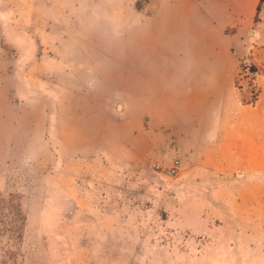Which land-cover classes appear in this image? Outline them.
Wrapping results in <instances>:
<instances>
[{"label":"rangeland","instance_id":"rangeland-1","mask_svg":"<svg viewBox=\"0 0 264 264\" xmlns=\"http://www.w3.org/2000/svg\"><path fill=\"white\" fill-rule=\"evenodd\" d=\"M171 1L0 0V264H264V156L213 167L187 83L200 63L179 60L229 59L219 86L254 154L264 5L190 0L174 26Z\"/></svg>","mask_w":264,"mask_h":264},{"label":"crops","instance_id":"crops-1","mask_svg":"<svg viewBox=\"0 0 264 264\" xmlns=\"http://www.w3.org/2000/svg\"><path fill=\"white\" fill-rule=\"evenodd\" d=\"M187 1V5L184 4L183 6L182 0L166 2L162 5L165 20L169 21V23H174V26L180 23L179 19H183L182 22L184 20L188 21L189 17L187 14L191 6L188 5L190 0ZM200 2L203 3L204 1L201 0ZM242 6L243 0H234V9L236 11H240ZM201 8L204 11L203 7ZM212 41L211 37H199L198 41L191 40V43L204 46L205 50L209 51L211 50ZM179 60L200 63L199 67L196 65L195 69L190 70L187 83L193 88L192 92L197 95L196 107L202 106L208 114L210 112L211 124L217 130V137L213 142L210 140L211 137L208 136L198 139L200 151L210 153L216 159L213 167L226 168L228 167L227 159H238L236 167L243 171V156L263 157L264 114L258 111L255 113V118H253L252 122L257 126L255 141L259 145V149L254 154L248 153L247 149L243 147V132L245 133L246 131L243 127V121L247 123L243 119V107L238 109L237 102L230 98V86L226 89L225 94L221 93L219 79L225 78L227 85H229V79L232 76L231 74H233L232 64L229 59L223 57L222 63H220L221 60L218 55L205 52L179 55ZM222 102H224L223 110L220 106ZM259 126L262 128L258 129Z\"/></svg>","mask_w":264,"mask_h":264},{"label":"built area","instance_id":"built-area-1","mask_svg":"<svg viewBox=\"0 0 264 264\" xmlns=\"http://www.w3.org/2000/svg\"><path fill=\"white\" fill-rule=\"evenodd\" d=\"M159 170L166 171L171 176L177 175L180 169V163L178 160H173L169 165L156 167Z\"/></svg>","mask_w":264,"mask_h":264},{"label":"trees","instance_id":"trees-1","mask_svg":"<svg viewBox=\"0 0 264 264\" xmlns=\"http://www.w3.org/2000/svg\"><path fill=\"white\" fill-rule=\"evenodd\" d=\"M262 5H264V0H259L258 5H257V7H256V12H257V13L260 12ZM244 68H247V67L244 66ZM248 71H249V73H251V74H253V75L258 73V70H257L255 67H253V66H252V67H249V68H248ZM262 74L264 75V72H263ZM256 99H257V98L255 97L254 101L246 102L245 104H253L254 102H256ZM241 103L243 104L244 101L241 100Z\"/></svg>","mask_w":264,"mask_h":264}]
</instances>
